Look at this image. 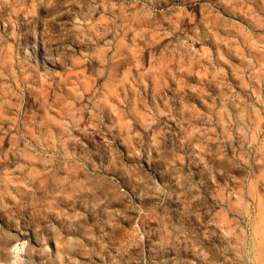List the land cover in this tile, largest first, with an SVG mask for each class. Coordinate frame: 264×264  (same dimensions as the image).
<instances>
[{
	"label": "rangeland",
	"instance_id": "1",
	"mask_svg": "<svg viewBox=\"0 0 264 264\" xmlns=\"http://www.w3.org/2000/svg\"><path fill=\"white\" fill-rule=\"evenodd\" d=\"M259 246L264 0H0V264Z\"/></svg>",
	"mask_w": 264,
	"mask_h": 264
},
{
	"label": "bare ground",
	"instance_id": "2",
	"mask_svg": "<svg viewBox=\"0 0 264 264\" xmlns=\"http://www.w3.org/2000/svg\"><path fill=\"white\" fill-rule=\"evenodd\" d=\"M92 6V5H91ZM97 6V4L95 5V7ZM93 9H94V4H93ZM92 9V8H91ZM89 13V12H88ZM94 13V12H93ZM92 13V14H93ZM109 32V31H108ZM105 33V32H104ZM103 33V34H104ZM91 35V34H90ZM183 48V47H182ZM183 49H186V48H183ZM187 50V49H186ZM45 57V56H44ZM62 59V58H60ZM50 60V59H49ZM64 61V60H63ZM248 221V220H247ZM258 254H259V257L257 258V261H256V264H264V246L258 248ZM250 256V255H249Z\"/></svg>",
	"mask_w": 264,
	"mask_h": 264
}]
</instances>
